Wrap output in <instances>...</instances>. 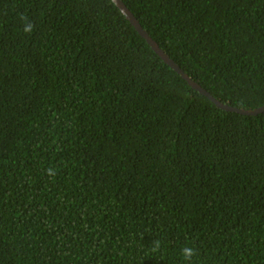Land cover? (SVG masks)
I'll return each mask as SVG.
<instances>
[{"label": "trees", "instance_id": "1", "mask_svg": "<svg viewBox=\"0 0 264 264\" xmlns=\"http://www.w3.org/2000/svg\"><path fill=\"white\" fill-rule=\"evenodd\" d=\"M121 1L264 106V0ZM0 264H264V113L111 0H0Z\"/></svg>", "mask_w": 264, "mask_h": 264}, {"label": "water", "instance_id": "2", "mask_svg": "<svg viewBox=\"0 0 264 264\" xmlns=\"http://www.w3.org/2000/svg\"><path fill=\"white\" fill-rule=\"evenodd\" d=\"M120 12L126 17L130 24L135 28V30L140 34V36L147 42L151 49L166 63L171 69H173L181 78L195 91L200 95L208 98L218 109L224 110L226 112H233L244 116H257L264 113V106L253 109V110H244L235 108L226 104H223L216 100L210 93L203 89L200 85L194 82L187 74L184 73L182 69L176 63L169 58V56L164 53L160 47L150 38L148 33L144 31L139 22L133 16V14L128 10V8L122 3L121 0H111Z\"/></svg>", "mask_w": 264, "mask_h": 264}, {"label": "clouds", "instance_id": "3", "mask_svg": "<svg viewBox=\"0 0 264 264\" xmlns=\"http://www.w3.org/2000/svg\"><path fill=\"white\" fill-rule=\"evenodd\" d=\"M21 21L23 22V31L26 34H31L33 31V25L31 22H29L26 18V16H21L20 17ZM45 174L48 175L49 177H54L56 175V170L54 168H48L45 170ZM160 248V242L159 241H154L151 246V251L153 253L157 252ZM181 255L184 258L185 261H191L192 257L196 255V251L194 248L185 246L181 248Z\"/></svg>", "mask_w": 264, "mask_h": 264}]
</instances>
